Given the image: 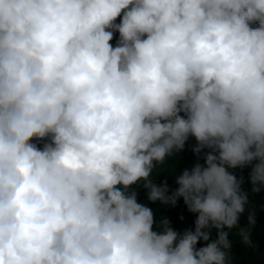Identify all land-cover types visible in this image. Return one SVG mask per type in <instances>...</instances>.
<instances>
[{
  "label": "clouds",
  "instance_id": "obj_1",
  "mask_svg": "<svg viewBox=\"0 0 264 264\" xmlns=\"http://www.w3.org/2000/svg\"><path fill=\"white\" fill-rule=\"evenodd\" d=\"M245 167L264 192V0H0V264H234Z\"/></svg>",
  "mask_w": 264,
  "mask_h": 264
},
{
  "label": "trees",
  "instance_id": "obj_2",
  "mask_svg": "<svg viewBox=\"0 0 264 264\" xmlns=\"http://www.w3.org/2000/svg\"><path fill=\"white\" fill-rule=\"evenodd\" d=\"M119 18L117 19V23ZM119 34H114V39L111 43L115 46ZM36 142V141H34ZM43 141L37 142L38 147H43ZM196 141L194 138H190L186 144L184 150L180 154H175L170 157L165 164L159 166L154 170L155 182L160 184L167 180V184L170 190H174L177 185L175 184V176L180 175L185 168H191V166L200 162L203 163V159L199 158L197 154L192 151ZM207 151V150H205ZM236 175V172L234 173ZM239 179V177L237 176ZM249 188L244 191H251L252 185L249 177L247 180ZM137 191V198L139 202L147 201V192L142 186H133ZM148 205L154 210L156 217H167L171 226L179 231L183 232L186 229L194 228V222L196 219L195 214L188 211L187 206L184 204L183 199H179L175 206L161 205L160 202L147 201ZM248 210H254L256 217V226L252 229L254 248H248L240 243V238L235 235L233 230V236L230 235L229 239L232 241V257L234 264H264V192L249 193V204L246 206L245 214L240 217V225L247 224V212ZM199 246H204V242L198 243Z\"/></svg>",
  "mask_w": 264,
  "mask_h": 264
},
{
  "label": "rangeland",
  "instance_id": "obj_3",
  "mask_svg": "<svg viewBox=\"0 0 264 264\" xmlns=\"http://www.w3.org/2000/svg\"><path fill=\"white\" fill-rule=\"evenodd\" d=\"M233 173L236 172V176H238L239 178H243V184H242V189L245 190V189H248L249 188V184L247 183V180H248V177H249V173L251 171V168L250 167H245L244 169H234L232 170ZM248 193H251L252 194V191H249Z\"/></svg>",
  "mask_w": 264,
  "mask_h": 264
}]
</instances>
